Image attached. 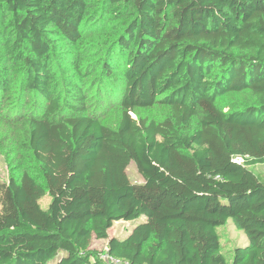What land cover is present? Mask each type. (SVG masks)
<instances>
[{
    "label": "trees",
    "instance_id": "obj_1",
    "mask_svg": "<svg viewBox=\"0 0 264 264\" xmlns=\"http://www.w3.org/2000/svg\"><path fill=\"white\" fill-rule=\"evenodd\" d=\"M1 122L0 264H264V0H0Z\"/></svg>",
    "mask_w": 264,
    "mask_h": 264
},
{
    "label": "rangeland",
    "instance_id": "obj_2",
    "mask_svg": "<svg viewBox=\"0 0 264 264\" xmlns=\"http://www.w3.org/2000/svg\"><path fill=\"white\" fill-rule=\"evenodd\" d=\"M17 129L11 128L8 124L0 123V181L7 182L10 178V166L9 162L18 161L16 154V137ZM256 173L264 174V163H260L253 167ZM127 175L133 183H143L144 179L139 173L135 162H131L127 169ZM51 201L50 196H45L41 203L43 207H47ZM132 222L120 220L116 221L113 227L109 230V237L124 236L132 229ZM220 234L222 236L223 251L225 254H231L233 250L238 246H243L248 242L246 234L239 230L230 219L226 225L220 228ZM109 239L95 240L93 247L102 252V257L107 259ZM107 254V255H106ZM230 258V257H229Z\"/></svg>",
    "mask_w": 264,
    "mask_h": 264
},
{
    "label": "built area",
    "instance_id": "obj_3",
    "mask_svg": "<svg viewBox=\"0 0 264 264\" xmlns=\"http://www.w3.org/2000/svg\"><path fill=\"white\" fill-rule=\"evenodd\" d=\"M235 162H238V163L242 162V158H236V159H235ZM108 258H109L110 261L113 262V263H118V262H120L119 260L113 259V258H111V257H109V256L107 255V259H108Z\"/></svg>",
    "mask_w": 264,
    "mask_h": 264
},
{
    "label": "crops",
    "instance_id": "obj_4",
    "mask_svg": "<svg viewBox=\"0 0 264 264\" xmlns=\"http://www.w3.org/2000/svg\"><path fill=\"white\" fill-rule=\"evenodd\" d=\"M93 245H94V243H93Z\"/></svg>",
    "mask_w": 264,
    "mask_h": 264
}]
</instances>
